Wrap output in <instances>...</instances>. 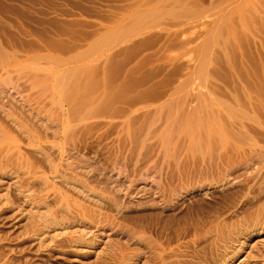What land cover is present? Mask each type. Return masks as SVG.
<instances>
[{
    "label": "bare ground",
    "instance_id": "obj_1",
    "mask_svg": "<svg viewBox=\"0 0 264 264\" xmlns=\"http://www.w3.org/2000/svg\"><path fill=\"white\" fill-rule=\"evenodd\" d=\"M254 11L253 67L238 73L237 85L226 92L162 90L158 99L153 89L157 101H141L132 110L117 103L132 92L127 87L108 90L109 95L76 86L40 88L32 93L35 104L24 101L13 110L2 101L0 162L26 164L29 179L18 193L35 200L42 194L66 209V217L79 214L119 226L127 208L140 202V214L120 230L128 233L127 242L140 240L155 264H189L202 257L229 264L233 252L223 246L233 217L228 215L264 204V0H256ZM238 170L242 178L235 176ZM225 187L232 191L217 203L212 191ZM191 212L197 221L189 236L180 227Z\"/></svg>",
    "mask_w": 264,
    "mask_h": 264
},
{
    "label": "rangeland",
    "instance_id": "obj_2",
    "mask_svg": "<svg viewBox=\"0 0 264 264\" xmlns=\"http://www.w3.org/2000/svg\"><path fill=\"white\" fill-rule=\"evenodd\" d=\"M255 2L0 0V103L3 101L11 110L24 101L35 104L34 90L56 85L98 93L104 90L101 93L106 95L108 90L127 87L134 92L117 102L122 106L116 103L123 110L136 109L144 101H157L162 90L226 92L237 85V74H248L255 61ZM147 89L153 94L134 97ZM130 100L137 105L131 106ZM109 113L114 115L112 110ZM2 161L0 264H131L129 259L136 260L134 264H155L152 252L147 254L140 240L129 243L128 233L120 230L125 227L124 221L140 214V202H135L136 208L132 206L130 212L127 208L122 228L114 225L117 221H99L79 214L66 217V209L53 200L46 202L42 194L36 200L19 194L17 187L29 186L26 164L22 167L21 163L6 160L8 165H4ZM152 161L148 163L155 165L157 160ZM240 174L238 170L235 176ZM228 189L212 191L217 203L218 196L232 191ZM46 205L54 207L48 209ZM255 205L239 210L238 216L228 215L233 217L228 219L231 225L225 229L223 246L233 252L229 264H264V204L261 208ZM181 221L186 225L180 228H186L192 236L189 229L197 221V213L191 212ZM207 258L189 264L215 263Z\"/></svg>",
    "mask_w": 264,
    "mask_h": 264
}]
</instances>
